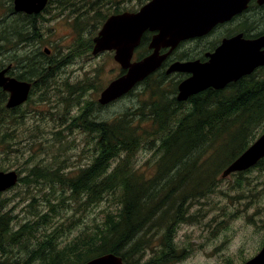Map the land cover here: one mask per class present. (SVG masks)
Instances as JSON below:
<instances>
[{
  "label": "trees",
  "instance_id": "1",
  "mask_svg": "<svg viewBox=\"0 0 264 264\" xmlns=\"http://www.w3.org/2000/svg\"><path fill=\"white\" fill-rule=\"evenodd\" d=\"M99 1L51 0L45 11L53 2L59 3L62 11L78 10L74 21L78 35L90 18L98 22L95 21V34L110 15L137 11L149 0H139L137 8L124 5L125 0H104V4L110 3L104 12L100 8L103 4H99L103 2ZM248 12L239 15L243 21L236 29L239 31L229 30V34L244 32L248 37L264 34V19L249 20ZM261 14L264 15V10ZM38 22L23 13L0 17V54L5 56L0 64L7 65L15 59L23 76H27L25 80L47 86L53 68L69 62L71 54L52 58L44 51H26L30 43L42 40ZM151 34H144L135 58L151 52ZM220 36L208 49L220 41ZM91 37H83L89 49L94 45ZM177 53L178 49L176 59L199 56L196 51ZM163 79L170 78L164 73L158 78L152 74L143 81L148 88L156 87L158 91L153 92L154 100L147 108L138 106L111 119L98 117L102 105L97 99L80 100L85 81H77L81 87L72 82L65 84L68 96L63 95V103L75 96L80 104L72 125L86 132L88 142L93 143V147H87L92 151L90 163L75 176L65 174L60 164L68 159L66 146L73 140L63 134L66 128L53 131L52 140L45 147L64 150V157L42 159L27 177L20 178L27 186L38 185L39 191L33 192L23 210L26 214L19 220L7 211L0 213V264H84L109 252L122 256L125 264H168L167 249L171 248L174 256L178 250L164 242L169 241L178 222L197 215L185 213L186 200L205 199L212 203L210 197L216 192L233 198L230 192L221 189L223 179L219 176L264 132V66L224 89L209 88L186 101H179L175 95L181 79H172V90L168 92L152 83ZM13 112L5 105L4 91H0V143L9 146L12 141L17 142L7 129L17 116ZM67 112L65 109L62 113V123ZM45 147L42 145L44 152ZM148 148L154 150L151 162L156 167L150 178L138 170V153ZM254 169L264 170V158L251 169L232 174L237 178L232 183H237L241 191L236 196L238 200L258 195V188L246 176ZM100 205L101 210L84 223L87 213ZM212 205L218 207L217 203ZM0 206L3 207L1 202ZM154 239L164 245L154 249V257L144 259L145 252L156 245L157 241L152 243Z\"/></svg>",
  "mask_w": 264,
  "mask_h": 264
},
{
  "label": "rangeland",
  "instance_id": "2",
  "mask_svg": "<svg viewBox=\"0 0 264 264\" xmlns=\"http://www.w3.org/2000/svg\"><path fill=\"white\" fill-rule=\"evenodd\" d=\"M99 2H103L99 3L103 4L100 7L103 8V12L110 6V3L104 4V0ZM138 4L139 0H125L124 2V5L136 8L139 6ZM11 6V0H0V17L17 14L16 12L12 13L15 10L10 11ZM77 13L78 10L71 11V9L62 11L59 3L53 2L49 9L43 13V16L38 19V31L41 32L42 40L40 42L35 40L26 47L28 52L31 50L46 52L45 50L49 49L50 53L47 54L52 58L71 55L68 57L69 62L53 68L48 85L36 87L28 101L14 112L17 115L14 122L7 125L8 132L14 135L17 142L11 140V146L0 143V168L17 170L20 178L28 175L31 168L41 163L42 159L50 161V157L57 155L60 159L64 157V150L59 149V152L62 153L60 155L57 147H45L51 142L53 133H55L53 131L56 129L66 128L63 134L66 135V138L73 140L66 146V148L68 147L65 152V157L68 158L67 162L64 160L65 163L61 162L60 164L64 167L63 172L75 176L82 167L90 163L88 157H91L92 151L87 150V147L89 145L93 147V143L88 142L86 132L78 129L76 125H72L75 123L73 117L78 114L80 104L76 102L75 96L69 97L67 102L63 103L65 99L63 95L68 96L66 95L67 88L64 86L66 83L72 82L77 87H81L77 81H85L82 86L84 88L83 98L80 100H98L107 85L123 72L120 63L114 57V51L106 50L94 55V45L89 49V43L83 41V37L89 38L94 34L96 23L98 24L97 20L90 18L89 24L82 30L81 35H78L74 29ZM241 22L243 21L239 18L217 28L211 36L205 39L189 40L187 43H182L177 54L180 55L182 51H196L200 56L208 50L212 42L218 40V36L221 35V38L223 34L231 32L229 30L235 31ZM101 28L102 25L99 26L91 39L94 40ZM254 33L256 32L254 31ZM4 58L5 56L0 54V60ZM9 64L17 65V62L14 59V62ZM7 65L0 64V66ZM86 79L88 80L86 81ZM172 79V77L168 80L163 79L162 82L152 80V83L158 84L164 92H168L172 90ZM156 90V87L153 90L142 83L129 94L102 105V108L97 112L98 117L117 118L138 106L142 108L145 105L147 108L149 103L154 100L153 92L158 93ZM65 109H68V112L65 115L66 120L62 123V113ZM68 126L71 128L68 129ZM41 140L43 141L41 142ZM42 145L47 150L46 152L42 149ZM153 155L154 150L149 148L138 153V170L146 175V178H150L156 173L155 164L151 162ZM232 174L223 178L222 172L219 178L223 179L220 182L221 189L230 192L233 198L222 192L213 193L210 197L211 202L217 203L218 207L205 202V199L186 200L187 211H183L189 216L193 212H197V215L187 221L178 222V225L172 229L169 241L164 242L178 250L177 255L174 256L171 248H166L169 257L168 264H242L259 252L264 244V177L262 176L264 170L254 169L246 174L252 179L255 188L259 190L256 197L247 200L236 198L241 195V191L237 183H232L237 179ZM38 191V185L27 186L25 182L19 181L16 186L1 196L0 202L3 206L1 213L7 211L11 216H17L16 219L19 220L26 214L23 210L30 202L31 195ZM101 208L100 205L89 211L84 223L90 222L94 213ZM13 219L12 221H14ZM73 234L75 233L71 235ZM155 241L157 242L154 243ZM152 243L156 245H153V249H148L145 252L144 259L149 260L154 257L156 254L154 249L164 245L159 239H154ZM34 264L40 263L35 262Z\"/></svg>",
  "mask_w": 264,
  "mask_h": 264
},
{
  "label": "water",
  "instance_id": "3",
  "mask_svg": "<svg viewBox=\"0 0 264 264\" xmlns=\"http://www.w3.org/2000/svg\"><path fill=\"white\" fill-rule=\"evenodd\" d=\"M49 0H14L15 12L40 14ZM251 0H149L137 11L110 15L94 37L93 54L106 50L115 52V59L124 72L112 80L98 99L109 104L131 92L140 82L156 72L181 43L208 35L216 26L231 21L249 8ZM260 4L264 0H258ZM146 32H151L149 48L141 59H134L135 51ZM162 49L168 51L162 53ZM50 53L49 49L45 50ZM208 60H176L167 73L186 72L190 76L178 85L179 101L208 88L222 89L229 83L253 73L264 66V34L246 38L239 33L224 38ZM8 65L0 71V88L10 93L8 108L24 104L30 97L33 83L6 76ZM264 158V132L223 171V177L246 171ZM17 170H0V192L19 182ZM1 211V208H0ZM84 264H125L122 256L109 252L96 256ZM242 264H264V245L260 251Z\"/></svg>",
  "mask_w": 264,
  "mask_h": 264
},
{
  "label": "flooded vegetation",
  "instance_id": "4",
  "mask_svg": "<svg viewBox=\"0 0 264 264\" xmlns=\"http://www.w3.org/2000/svg\"><path fill=\"white\" fill-rule=\"evenodd\" d=\"M50 1L51 0H49V3H48V5L50 4ZM11 3H12V7H13V10H14V0H11ZM247 10H249V20H252V21H260L261 19L260 18H262V19H264V15L263 14H261V12L263 13V10H264V3L263 4H260L259 2H258V0H251V2H250V4H249V8L247 9ZM15 11H13L12 13H14ZM45 12V10L42 12V13H40V14H28V13H25V12H16V13H23V14H25V15H27V16H33V17H35L37 20L38 19H40V17L41 16H43V13ZM243 14V13H242ZM240 16H241V14H240ZM237 18H239V15L238 16H236V17H234L231 21H229V22H232V21H234L235 19H237ZM229 22H226V23H223V24H219L218 26H216L213 30H212V32H210L208 35H206V36H204V37H202L203 39L204 38H207V37H209V36H211L215 31H216V29L217 28H219V27H222L223 25H225V24H227V23H229ZM222 25V26H221ZM239 33H244V32H237V33H228V34H224L221 38H220V41L214 46V47H212V48H210V49H208L207 51H205L203 54H201L200 56H196V57H194V58H190V59H176V58H174L175 57V52L176 51H174L168 58H167V61L162 65V67H160L159 68V70L157 71V72H155L154 74L155 75H163V73L166 75V76H168L169 78H173L174 80H177V79H180L181 78V81L182 80H184L185 78H187V77H189L190 76V74L189 73H186V72H173V73H167V69L169 68V66H170V64L172 63V62H174V61H176V60H181V61H184V60H194V59H200L201 61H207L209 58H208V53H211V52H213L220 44H221V42L223 41V39L224 38H229V37H232V36H234V35H237V34H239ZM260 35H262V34H259V35H256V36H254V37H248V36H246L245 35V33H244V36L246 37V38H256V37H259ZM151 36H152V34H151ZM201 38V39H202ZM198 39H200V38H198ZM166 51H168V49H162L161 50V52L162 53H164V52H166ZM9 65H11V64H9ZM8 66V65H7ZM7 66H0V71L1 70H3L5 67H7ZM262 67V66H261ZM260 68V67H259ZM259 68H257V69H259ZM256 69V70H257ZM255 70V71H256ZM6 76H10V77H14V78H17V79H19V80H25L24 79V77H27V76H23V74H22V68L19 66V65H15V64H12L11 65V68L6 72ZM26 81H29V80H26ZM180 81V82H181ZM30 82H32V81H30ZM179 82V83H180ZM33 83V85H32V89H31V92H30V94L33 92V90L36 88V87H38V86H36V84L34 83V82H32ZM179 83H178V85H179ZM228 86V85H227ZM226 86V87H227ZM212 88V87H211ZM209 89V88H208ZM213 89H215V88H213ZM222 89H224V88H222ZM207 90V89H206ZM206 90H204V91H206ZM220 90V89H219ZM0 91H4V96H5V105H6V107H7V102H8V100H9V97H10V93L8 92V91H5L3 88H0ZM202 92V91H201ZM175 95H176V97H177V95H178V86H177V92L175 93ZM196 95V94H195ZM178 99V98H177ZM25 104V103H24ZM24 104H22V105H20V106H17V107H14V108H10L12 111H14V112H16V111H18L17 110V108L18 107H22ZM20 108H19V110H20ZM13 112V113H14ZM0 170H4V171H9V170H12V169H8V170H5V169H1L0 168ZM13 188V187H12ZM12 188H10V189H12ZM10 189H8V190H6V191H4V192H0V198H1V196L3 195V194H5V192H8ZM0 208H1V211H2V207L0 206ZM1 211H0V213H1ZM247 261V260H246ZM245 262V261H244ZM243 262V263H244Z\"/></svg>",
  "mask_w": 264,
  "mask_h": 264
},
{
  "label": "bare ground",
  "instance_id": "5",
  "mask_svg": "<svg viewBox=\"0 0 264 264\" xmlns=\"http://www.w3.org/2000/svg\"><path fill=\"white\" fill-rule=\"evenodd\" d=\"M32 19H33V18H32ZM32 82H34V81H32ZM128 94H129V93H128ZM126 95H127V94H126ZM30 96H31V94H30ZM124 96H125V95H124ZM192 96H193V95H192ZM122 97H123V96H122ZM29 98H30V97H29ZM189 98H190V97H189ZM189 98H188V99H189ZM188 99H187V100H188ZM27 101H28V100H27ZM27 101H26V102H27ZM26 102H25V103H26ZM7 108H8V107H7ZM9 109H10V108H9ZM19 180H20V179H19Z\"/></svg>",
  "mask_w": 264,
  "mask_h": 264
}]
</instances>
